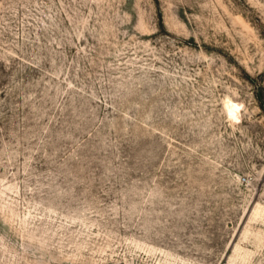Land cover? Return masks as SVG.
Here are the masks:
<instances>
[{"label": "rangeland", "instance_id": "obj_1", "mask_svg": "<svg viewBox=\"0 0 264 264\" xmlns=\"http://www.w3.org/2000/svg\"><path fill=\"white\" fill-rule=\"evenodd\" d=\"M0 264H264V0H0Z\"/></svg>", "mask_w": 264, "mask_h": 264}]
</instances>
